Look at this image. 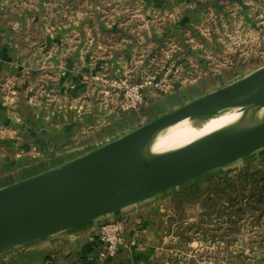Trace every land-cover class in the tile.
Wrapping results in <instances>:
<instances>
[{"label": "crops", "instance_id": "crops-1", "mask_svg": "<svg viewBox=\"0 0 264 264\" xmlns=\"http://www.w3.org/2000/svg\"><path fill=\"white\" fill-rule=\"evenodd\" d=\"M22 1L0 0V189L70 162L117 136L126 129V122L133 123L131 117L127 118L129 113L123 115L116 107L110 108L109 100L99 103L94 92H86V89L79 93L84 84H79V79H75L74 68L82 52L78 44H74L75 49L69 48L68 40L80 34L82 21L78 19L65 26H56L51 15L57 10L59 0H34L30 6ZM167 1L170 10H178L186 17L196 9L195 4H191L193 0ZM146 2L158 8L165 6L161 4L162 0ZM151 6L145 7L153 10ZM95 20L98 18L93 19L89 26L90 31L94 30L91 32L92 48L100 49L104 40L102 34L98 38L97 28L103 31L118 30L131 37L130 24L124 29L119 26L104 29ZM248 21V16L244 15L241 22ZM255 22L258 19L253 18L250 24ZM81 36L84 37L83 34ZM122 44L115 46L116 50L107 49L111 74L125 73L122 64L127 65L128 59L119 57V54L125 53L127 46ZM46 71L56 73L55 93L59 100L71 98L68 106L57 110L56 103L53 107L47 105L46 93L40 96L38 109L28 105V94L22 89L23 86ZM22 75L24 78L20 80ZM16 82L21 88L14 85ZM5 86L18 92L5 95ZM81 94L87 101L81 105L80 111H76L73 109L75 99ZM173 100L167 104L173 107L181 105V99ZM119 121H125L124 125L116 126L113 130L112 125H117ZM94 126L98 128L92 130ZM36 148L38 155L32 156L31 150ZM163 197L157 195L110 217L105 216L55 236L2 251L0 264H171V258L195 256L169 233L167 221L171 199ZM110 220L120 221L124 225V242L113 256L104 257V245L98 238V231L100 224ZM196 246L197 243H193L188 249ZM237 264L253 262L245 260Z\"/></svg>", "mask_w": 264, "mask_h": 264}, {"label": "rangeland", "instance_id": "rangeland-1", "mask_svg": "<svg viewBox=\"0 0 264 264\" xmlns=\"http://www.w3.org/2000/svg\"><path fill=\"white\" fill-rule=\"evenodd\" d=\"M33 1L24 0L22 3L30 6ZM62 1L59 0L57 10L55 9L51 15L53 24L65 26L73 20L82 21L83 28L78 26L80 34L68 40L69 48L75 49L74 44H78L82 52L78 57L79 60H76L74 70L76 71L75 79L78 78L79 84L84 85L81 91H77L81 93L86 89V92H94L99 103L109 100L110 108L116 107L123 115L129 113L127 118L131 117L133 120V123L126 122V129L121 130L117 136L110 138L103 145L87 150L80 157L175 110L176 106L167 104L174 102L173 99H181V105L177 106V109L264 66V14H262L264 0H193L191 4H195L196 9H193L192 14L187 17L178 10H170L167 0H162L161 4L165 6L159 8L151 6L146 0H73L74 4H70V12L63 14L60 19L59 16L56 17V14L60 12ZM146 5L154 9L150 10L145 7ZM244 15L248 16L250 21L256 18L258 22L243 23L241 21ZM97 18L101 22L95 21L101 23L104 29L115 26L124 29L130 24L131 37L122 38L116 44L110 36L107 38L103 36L101 48H92L91 32L94 30L90 31L89 26L92 20ZM95 31L100 39V31L103 30L97 28ZM82 34L84 37L81 36ZM122 42H125L123 44L127 46L125 53L119 54V57L128 59L127 65H123L120 60L125 73L111 74L109 73L110 65L107 62L110 54L107 49L116 50L115 46ZM126 53L128 54L125 55ZM38 75L35 80L28 82L22 88L26 95L28 94V105L32 109H38L39 98L46 93L45 100L49 102L47 105L51 104L53 107L56 103L57 110L68 106V102L72 101L71 98L68 96L69 100L66 98L59 100L54 90V85L57 83L56 73L46 71L40 77ZM21 77L20 80L24 78L23 75ZM122 80H127L131 84L146 83L142 103L136 109H120L123 103L122 94L110 85L113 81ZM17 83L14 85L21 88V85ZM4 92L5 95H12L11 92L16 93L18 90L7 87ZM75 100L73 109L80 111L81 105L86 104L87 100L82 98V94ZM160 105L166 107L161 108ZM42 106H44L43 103ZM52 112L51 116L54 115L53 110ZM206 118L202 117L199 120ZM124 123L125 121H119L117 125H112V129ZM96 128L98 127L94 126L92 130ZM30 154L37 156V148L32 149ZM262 156H264V148L228 165L224 170L235 169L249 162H257ZM218 171L207 173L186 185L200 183ZM173 192L174 190H169L161 195L171 199ZM194 213V211L189 212L190 215ZM109 222L113 220L105 221L100 226ZM192 244L189 246L191 247ZM189 246L185 247L187 251H191L192 255L195 254L194 257L201 254L202 246L197 244L196 248L188 249ZM183 259L187 257H174L170 259V262L178 264ZM245 260H250L253 264H264V258H261L256 250L253 252L248 249L243 250L242 242L238 241L233 246L225 247L222 261L210 260L209 264H237L238 261Z\"/></svg>", "mask_w": 264, "mask_h": 264}, {"label": "water", "instance_id": "water-1", "mask_svg": "<svg viewBox=\"0 0 264 264\" xmlns=\"http://www.w3.org/2000/svg\"><path fill=\"white\" fill-rule=\"evenodd\" d=\"M243 105L264 108V66L86 155L0 189V252L175 191L264 148L263 119L233 135L213 134L148 161L134 159L156 132L184 119L204 122L217 109Z\"/></svg>", "mask_w": 264, "mask_h": 264}, {"label": "trees", "instance_id": "trees-1", "mask_svg": "<svg viewBox=\"0 0 264 264\" xmlns=\"http://www.w3.org/2000/svg\"><path fill=\"white\" fill-rule=\"evenodd\" d=\"M70 4L74 1L63 0L56 17L62 19L63 14L69 13ZM100 34L111 36L114 42L130 38L118 30ZM190 211L195 213L190 215ZM167 222L177 243L184 246L197 243L203 247L197 257L178 264L222 261L225 247L238 241L242 242L243 250H256L264 258V156L257 162L219 170L200 183L175 189Z\"/></svg>", "mask_w": 264, "mask_h": 264}, {"label": "bare ground", "instance_id": "bare-ground-1", "mask_svg": "<svg viewBox=\"0 0 264 264\" xmlns=\"http://www.w3.org/2000/svg\"><path fill=\"white\" fill-rule=\"evenodd\" d=\"M216 115L204 122L181 120L156 132L137 152L134 159L148 161L153 157L182 149L213 134L233 135L264 119V108L253 105L228 106L216 110Z\"/></svg>", "mask_w": 264, "mask_h": 264}, {"label": "built area", "instance_id": "built-area-1", "mask_svg": "<svg viewBox=\"0 0 264 264\" xmlns=\"http://www.w3.org/2000/svg\"><path fill=\"white\" fill-rule=\"evenodd\" d=\"M110 86L122 94L123 103L120 109H136L141 105L143 93L146 91V83L131 84L127 80H122L113 81ZM123 231L124 226L117 221L105 223L99 227L98 238L104 245L102 253L104 256H113L118 247L123 245Z\"/></svg>", "mask_w": 264, "mask_h": 264}]
</instances>
